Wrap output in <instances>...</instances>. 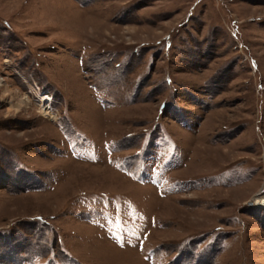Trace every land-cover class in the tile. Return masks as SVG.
I'll use <instances>...</instances> for the list:
<instances>
[{"label": "rangeland", "instance_id": "1", "mask_svg": "<svg viewBox=\"0 0 264 264\" xmlns=\"http://www.w3.org/2000/svg\"><path fill=\"white\" fill-rule=\"evenodd\" d=\"M258 194L264 0H0V264H264Z\"/></svg>", "mask_w": 264, "mask_h": 264}, {"label": "bare ground", "instance_id": "2", "mask_svg": "<svg viewBox=\"0 0 264 264\" xmlns=\"http://www.w3.org/2000/svg\"><path fill=\"white\" fill-rule=\"evenodd\" d=\"M27 97H23L21 99H17V102L9 103V107L15 106V107H21V106H27V104L30 103ZM38 107H39V112H41L44 116H47L49 118H55L54 114L50 110L49 106V96L48 95H43L40 97L38 101ZM252 204L262 206L264 207V195H259L252 200Z\"/></svg>", "mask_w": 264, "mask_h": 264}]
</instances>
